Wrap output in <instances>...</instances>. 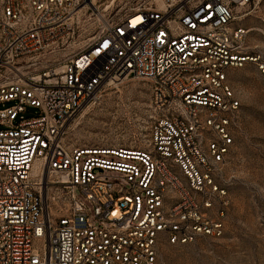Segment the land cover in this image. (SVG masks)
Masks as SVG:
<instances>
[{
  "label": "built area",
  "instance_id": "obj_1",
  "mask_svg": "<svg viewBox=\"0 0 264 264\" xmlns=\"http://www.w3.org/2000/svg\"><path fill=\"white\" fill-rule=\"evenodd\" d=\"M258 1L146 0L103 15L61 71L33 74L90 0H0V264H160L167 245L223 234L231 71L254 63L264 81L250 28L232 23ZM127 78L149 85L144 143L67 144L73 116Z\"/></svg>",
  "mask_w": 264,
  "mask_h": 264
},
{
  "label": "rangeland",
  "instance_id": "obj_2",
  "mask_svg": "<svg viewBox=\"0 0 264 264\" xmlns=\"http://www.w3.org/2000/svg\"><path fill=\"white\" fill-rule=\"evenodd\" d=\"M78 13L70 42L55 52L35 56L33 74L60 71L67 54L77 53L98 33L102 16L122 13L146 0H90ZM233 26L251 28L247 51L264 54V0L235 10ZM22 64V63H21ZM24 65V63H23ZM27 67V65H26ZM241 101L240 127L225 167L230 205L223 234L195 243L167 245L160 264H264V81L254 63L231 71ZM150 89L146 81L127 78L99 92L67 123L65 141L73 147L129 146L144 143L149 123Z\"/></svg>",
  "mask_w": 264,
  "mask_h": 264
},
{
  "label": "bare ground",
  "instance_id": "obj_3",
  "mask_svg": "<svg viewBox=\"0 0 264 264\" xmlns=\"http://www.w3.org/2000/svg\"><path fill=\"white\" fill-rule=\"evenodd\" d=\"M90 4H93V2L92 1H90ZM250 30H251V28H250ZM62 70V67L60 68V71ZM59 72V71H58Z\"/></svg>",
  "mask_w": 264,
  "mask_h": 264
},
{
  "label": "snow or ice",
  "instance_id": "obj_4",
  "mask_svg": "<svg viewBox=\"0 0 264 264\" xmlns=\"http://www.w3.org/2000/svg\"><path fill=\"white\" fill-rule=\"evenodd\" d=\"M137 19H139V18H137Z\"/></svg>",
  "mask_w": 264,
  "mask_h": 264
}]
</instances>
